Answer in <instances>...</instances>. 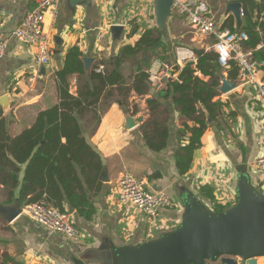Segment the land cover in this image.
<instances>
[{
    "label": "crops",
    "instance_id": "obj_1",
    "mask_svg": "<svg viewBox=\"0 0 264 264\" xmlns=\"http://www.w3.org/2000/svg\"><path fill=\"white\" fill-rule=\"evenodd\" d=\"M204 1L220 26L229 28L226 25L231 23L232 17L237 31L234 15L226 12L228 0ZM240 1L244 11L245 3L249 1ZM254 2L261 8L260 12L251 5L248 9L252 10L257 22L256 29L263 39L256 46L259 50L264 47V4L256 0ZM34 5L35 0H0V33L9 39L5 55L0 59V98L6 94L11 98L9 109L5 111L1 105L0 109L9 119L10 132L14 135L25 127H30L41 110L58 103L54 74L63 67L71 47L80 48L82 60L83 57L94 59L91 69L85 68L87 74H91L95 64L113 58L125 44H134L141 32L148 28H158L155 0H92L91 4H81L75 9L71 8L68 0H62L55 20L48 17L46 23L47 31L51 34L50 62L40 65L35 60V48L24 45L13 37V31ZM244 23L243 15V25ZM114 24L124 26L120 38H115L112 34L111 26ZM134 24L139 31L128 37ZM167 24L173 37L169 44H173L177 36L208 49L211 40L204 42L199 35L192 34L185 16L177 11L172 9ZM162 32L165 33L163 30ZM169 50L166 53L168 58H161L162 62L155 61L154 57L152 59L149 73L150 76L154 74V77H150L153 82L151 88L156 87L154 92L150 89L148 94L139 95L132 90L125 105L113 102L105 109L97 127L86 131L91 142L102 153L106 165L104 188L95 198L96 214L93 219L86 220L76 209L71 216L86 237L71 239L50 231L24 214L10 222L0 215V264H111L110 246H135L176 228L183 217L182 196L186 193L198 196L200 187L209 185L214 190L216 203L235 204L238 200L237 167L243 160L254 185L259 183L258 173L252 169L251 162L260 154L262 147L261 103L255 86L239 82L238 77L231 79L226 71L220 75L225 74L230 80L237 81L239 86L228 93H222L218 89L220 85L217 87V94L211 102H220V113L216 120H210L202 136V147L194 152L188 173L180 175L176 155L178 148L188 142V135L184 139L178 136L183 118L171 97L163 98L159 93H166L167 81L177 79V70L186 61L179 60L177 52ZM126 65L123 66L124 73ZM131 73L132 69L129 74L124 75L129 77ZM198 75L209 80V77H204L201 73ZM259 77L264 80V65ZM70 81L71 90L76 93L77 73L71 75ZM153 95L159 96L161 102L155 109V114L148 106ZM127 112L133 116L143 115V122L127 129ZM150 118L157 119L170 128L168 145L161 151L152 150L143 137L146 129L143 125ZM125 172L144 177L149 188L154 191L168 193L175 202L174 206L161 210L158 220L152 223L135 207L121 204L117 197L118 181ZM200 200L205 206L208 203L209 209L214 208V203L210 200ZM0 203H14H8V195L1 184ZM208 264L225 263L218 260ZM258 264H264V258H260Z\"/></svg>",
    "mask_w": 264,
    "mask_h": 264
},
{
    "label": "trees",
    "instance_id": "obj_2",
    "mask_svg": "<svg viewBox=\"0 0 264 264\" xmlns=\"http://www.w3.org/2000/svg\"><path fill=\"white\" fill-rule=\"evenodd\" d=\"M248 1L242 27L248 34L244 46L252 48L254 56L264 62V47L256 49L263 39L248 6L259 12L261 8L255 0ZM230 20L226 26L235 31L234 20L232 17ZM138 31L134 24L128 37ZM164 38L165 33L159 28H148L134 44H125L113 58L95 64L91 74H87L80 48L71 47L63 67L54 74L58 103L41 110L33 124L18 134L10 132V121L0 109V184L8 195V203L14 202L16 197L22 204L45 200L64 211L72 206L81 217L93 219L95 198L104 188L106 165L86 131L97 127L105 109L113 102L125 105L132 90L139 95L149 93L153 84L149 73L153 56L148 50L164 47ZM189 46L195 52L196 60L186 61L177 70V79L167 81L166 93H159L163 98L171 97L183 118L178 136L184 139L188 135V142L177 150L176 166L180 175L188 173L194 152L202 147V136L210 120H216L220 113V102H211L220 85V73L226 71L234 80L238 77L234 62L224 68L216 51ZM131 61L132 73L126 77L123 66ZM75 73L77 90L73 93L70 77ZM160 103V97L153 95L148 101L150 111L155 114ZM143 127L146 128L143 137L152 150L161 151L168 145L170 128L163 122L150 118ZM198 192L200 198L214 203L216 212L231 206L216 203L214 190L209 185L201 186Z\"/></svg>",
    "mask_w": 264,
    "mask_h": 264
},
{
    "label": "water",
    "instance_id": "obj_3",
    "mask_svg": "<svg viewBox=\"0 0 264 264\" xmlns=\"http://www.w3.org/2000/svg\"><path fill=\"white\" fill-rule=\"evenodd\" d=\"M71 8L81 4H91L92 0H68ZM175 0H155V18L163 31H168V18ZM227 13L236 20V30L243 25V6L240 0H228ZM115 38H120L124 26H111ZM92 57H83L85 68L90 70ZM178 65H176V69ZM218 89L228 93L239 83L220 75ZM264 81V80H262ZM151 88V92L155 91ZM8 94L0 98L5 111L10 106ZM125 127L132 129L144 120L143 115L125 114ZM238 200L222 212H216L203 204L198 196L186 193L180 224L159 237L138 245L110 246L111 264H207L220 260L225 264H258L264 258V195L256 189L244 160L237 167ZM108 177H106V181ZM23 204L16 198L12 204L0 203V215L13 221L22 215ZM75 209L69 206L72 216Z\"/></svg>",
    "mask_w": 264,
    "mask_h": 264
},
{
    "label": "built area",
    "instance_id": "obj_4",
    "mask_svg": "<svg viewBox=\"0 0 264 264\" xmlns=\"http://www.w3.org/2000/svg\"><path fill=\"white\" fill-rule=\"evenodd\" d=\"M61 1L35 0L34 8L26 13L24 19L13 31V37L17 41L35 48V60L40 65H47L52 56L51 34L47 31L46 23L48 17L55 20ZM256 1L264 4V0ZM172 9L185 16L191 30L199 35L202 41L211 40L207 48L218 53V61L222 67L227 68L231 62H234L238 68L237 80L256 87V95L261 103L263 141L261 152L251 162V167L256 170L259 177V183L254 186L264 195V81L259 77L264 62L254 56L252 48L244 46V41L248 40V34L220 26L206 1L175 0ZM262 20H264V9ZM8 41L9 39L0 33V59L5 55ZM176 52L178 59L184 62L197 58L191 48L180 47ZM152 76L154 77V74ZM117 197L121 204L135 207L152 223L158 220L161 210L171 208L175 204L168 193L150 189L144 177L130 172H125L120 177ZM22 208V214L29 216L50 231L64 234L71 239L86 237V234L74 224L68 211L61 210L45 200L23 204Z\"/></svg>",
    "mask_w": 264,
    "mask_h": 264
},
{
    "label": "rangeland",
    "instance_id": "obj_5",
    "mask_svg": "<svg viewBox=\"0 0 264 264\" xmlns=\"http://www.w3.org/2000/svg\"><path fill=\"white\" fill-rule=\"evenodd\" d=\"M189 31H190V29H189ZM165 33H167V35H165V38H164V41L166 43L165 46L164 47L160 46V47L148 50V53L151 54L155 58V61H161L162 62L161 58L162 59L168 58V55L166 56V53H167V51H170L169 49L176 51V48H180V47H184V46L188 47L189 49L191 48L189 45L195 46V47L197 46L194 43L188 42L186 39H179V37H177V36H175V38H177V39L174 40L173 44L172 43L169 44L171 41L170 39L173 37H172L171 33H169V30L166 31ZM190 33H191V31H190ZM193 33H194V31L192 30V34ZM132 66H133L132 61L126 65L125 74H129L131 72ZM206 204H207L206 206L209 207L208 206L209 204L208 203H206Z\"/></svg>",
    "mask_w": 264,
    "mask_h": 264
}]
</instances>
